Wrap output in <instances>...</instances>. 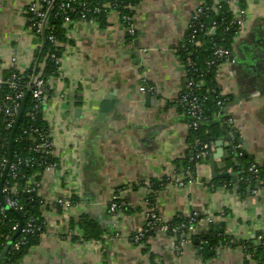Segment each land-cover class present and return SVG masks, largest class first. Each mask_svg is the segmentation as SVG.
I'll list each match as a JSON object with an SVG mask.
<instances>
[{"label":"crops","instance_id":"1","mask_svg":"<svg viewBox=\"0 0 264 264\" xmlns=\"http://www.w3.org/2000/svg\"><path fill=\"white\" fill-rule=\"evenodd\" d=\"M29 3L0 0V78L11 69L32 68L42 49L43 41L29 26ZM203 4L143 0L134 10V35L113 12L103 21L76 19L65 25L60 68L43 108L58 166L40 182L43 233L20 264H261L239 244L264 236V184L240 194L241 172L230 164L238 165L241 151L264 172V0L229 5L243 25L231 59L218 69L226 103L213 123L226 118L230 130L215 140L229 136L231 141L223 148L212 141L194 180L183 187L177 183L189 178L177 166L189 150L188 124L178 103L188 79L177 50ZM108 96L114 105L102 119ZM213 169L230 180L215 178ZM164 179L168 183L156 194V212L164 222L196 216V228L182 240L157 231L136 242L152 193L149 182ZM114 196L124 204L116 212L110 210ZM63 200L71 205H62ZM81 218L100 229L99 239L85 238ZM212 222L220 223L224 237L236 245L225 239L212 248L199 237L209 248L199 254L201 246L190 236H203Z\"/></svg>","mask_w":264,"mask_h":264},{"label":"trees","instance_id":"2","mask_svg":"<svg viewBox=\"0 0 264 264\" xmlns=\"http://www.w3.org/2000/svg\"><path fill=\"white\" fill-rule=\"evenodd\" d=\"M63 1H55L49 13V21L45 27L44 34L38 36L45 44L43 49L40 48L38 50L34 66L25 72L17 69L8 70L3 75L4 84L0 87V103L2 104L6 101L7 96L13 97L16 92H23L24 99L28 95V100L14 136L11 165L1 191L0 256L6 247L9 246L2 264H20L29 250L39 243L43 233V229L38 230L39 225L44 223L41 213L43 201L38 193L42 179L35 177L33 180L32 178L36 172L44 173L46 168L51 165L58 166V162L53 154H46L45 150L41 148L43 144L42 137L50 132L43 118L44 104H40L35 118L29 116L35 106L32 95L33 84L31 82L34 76L43 78L47 86L45 95L48 96L50 94L49 83L58 74L60 59L63 54L62 44L66 40L65 20L60 10V4ZM105 1L117 4L116 10L119 12L123 24L128 28V23L124 20V16L132 17L135 15V11L132 8H128V6L131 5L136 8L143 0H78V6L81 7L80 4L83 2L94 5L95 3H103ZM213 5L214 0H204L203 6L205 10L199 17V22L204 26V29L202 31L198 29L199 27H196L197 29H188L182 45L177 50V54L186 68L188 79L186 89L179 96L178 103L186 117L189 129V150L185 158L177 161V166L178 169H182L183 171L190 170L192 175L195 173L196 168L195 163L191 162V158L200 150V147L194 146V143L200 141L209 144V140L222 136L224 130L227 132L230 130L226 118H221V121L218 120L213 123V116L218 114V112L222 114L224 108V106H218V102L223 101L224 104L226 103V99L220 95L217 84L218 69L223 63L231 59V55L228 58H219L215 55V52L217 48L222 47L229 50L232 54L238 30L233 22L234 15L228 3L224 2L221 4L218 12L212 10ZM44 9H47L46 6ZM107 15L108 12L99 15H89L88 20L103 21ZM27 17L29 26L35 31L33 23L36 22V18L30 13H27ZM71 18L76 20L79 19V16L71 14ZM213 26L216 27L215 34H208V31ZM193 35H195V39L192 38ZM51 37H54L56 42H52ZM197 42L200 43L199 46L196 45ZM56 43L58 44L56 45ZM189 59L193 62L192 67L188 66ZM12 84H15L17 89L12 88ZM182 95H188L190 99L197 98L201 105L202 115L205 117V120L200 122L198 128L191 126L194 119L188 114L190 108L188 102H181ZM24 99L19 102L21 106ZM14 104V100L7 103L9 106H13ZM9 124L10 119L5 116L4 112H0V185L9 156V144L13 130V128H9ZM221 126H224V128ZM31 129H37L39 132L34 133L30 131ZM240 154L242 155L240 156ZM14 165L17 169L13 172L12 167ZM230 165L235 170L241 172V177L237 182L240 194L246 195L249 191L260 186L261 183L264 184V172H260L259 174L251 172L250 169L254 165L253 160L244 152L240 151L239 153L238 165L234 163ZM32 182L35 183L32 184ZM167 183L166 179L149 182V189L152 191L148 199L149 208L154 207L156 194ZM14 184H17V191L15 193L8 194L3 192L5 188L12 187ZM229 185L230 183L227 184V186ZM9 197L17 201L23 207V211L15 210L14 208L7 209L6 201ZM117 202L121 203V200L119 199ZM32 219L35 220L33 230L28 233L24 232L29 221ZM197 222L198 218L196 216L190 218L177 216L172 221L166 222V225L169 226V233L177 235L182 240L184 237L185 239L188 238L190 227L196 228ZM78 223L83 228L86 239H99L101 237L100 229L91 221L81 218ZM15 227H17V230H14ZM221 227L220 223L212 222L203 236H190V239L194 241L196 238L203 237L212 248L225 244L223 243L225 239L227 240V244L236 245V243L231 241V238L224 237ZM174 228H177L179 231L173 233L172 230ZM156 232L157 230L150 229L141 241H144ZM17 245H19L18 249L16 248ZM239 245H243L247 253L252 254L257 261L264 264V236L257 243L252 244L248 242Z\"/></svg>","mask_w":264,"mask_h":264},{"label":"built area","instance_id":"3","mask_svg":"<svg viewBox=\"0 0 264 264\" xmlns=\"http://www.w3.org/2000/svg\"><path fill=\"white\" fill-rule=\"evenodd\" d=\"M55 1L57 0H30L28 11L27 13L32 14L34 18H36V22L33 23V27L35 28L34 33L37 36H42L45 31V27L49 21V13L52 10ZM224 2H227L230 6H235L239 3V0H214V5L212 7V10L215 12H218V10L221 8V4ZM79 2L78 0H64L60 4V10L62 14L64 15L65 25L71 24L74 20L71 18V14H76L79 16V20H88L89 15H99L101 13H116L119 15V12L116 10L117 4H114L110 1H105L103 3H95L90 4L88 2H83L80 4L81 7L78 6ZM46 6L47 9H44ZM128 8H132L135 10L134 7L131 5L128 6ZM208 9V8H206ZM204 6L201 5L194 14L192 20L190 21L188 25V29H195L196 27H199L198 29L202 31L204 29V26L199 22V17L204 13ZM243 14V12H241ZM124 20L128 23V33L130 35L135 34L134 29V16L128 17L124 16ZM33 21V20H32ZM237 30H241L242 28V20L240 18H234L233 20ZM197 29V28H196ZM216 27L213 26L209 31L208 34H215ZM193 39H195V35L192 36ZM52 42H56L54 37L50 38ZM58 43H56L57 45ZM196 45H200L199 42L196 43ZM215 55L219 58H228L231 55V52L229 50H226L222 47H219L216 49ZM54 58V56H53ZM188 66L192 67L193 62L189 59L188 60ZM33 89H32V95L35 102V106L33 111L29 114L32 118H35L40 104H44L45 97H46V91L47 86L43 78L34 76L32 78ZM4 84L3 78H0V87ZM12 88L17 89L15 84H12ZM142 91H145V88H142ZM24 99V93L23 92H16L14 96H7L6 101L2 104L0 103V112H4L5 116H7L10 119L9 128H13L14 124L16 123V119L19 114V110L21 108L20 101ZM14 100L15 104L13 106L7 105L8 102ZM181 102H188L189 105V111L188 114L194 119L193 125H191L193 128H198L200 122L202 120H205V117L202 115V108L199 104V101L197 98L190 99L188 95H182ZM218 106L222 107L224 106L223 101L218 102ZM220 112H218V115ZM30 131H33L34 133H38L39 130L37 129H31ZM43 144L41 145V148L45 150L46 154H53V142H52V136L51 132L46 133L45 136L42 137ZM194 146L200 147L199 152L191 158V162L195 163V168L199 165V163L207 158L210 148L209 144L196 141L194 143ZM242 154H240L241 156ZM20 162V161H19ZM7 163V162H6ZM57 168L56 165H51L46 168L44 173L36 172L34 174V177L32 178H43L44 174L48 171H54ZM16 166L14 165L12 167V171L14 172L16 170ZM251 172L254 174H259V169L257 166L253 165L250 169ZM188 174L187 182L184 179H177V183L179 186L183 187L186 183L192 182L194 180V176L192 175L190 170L186 171ZM15 178V176H14ZM35 182H32L34 184ZM37 184V183H36ZM150 187V186H149ZM33 190V189H32ZM17 191V184H14L12 187H7L3 190L4 193H15ZM117 200L119 198L117 196H114L113 201L110 206V210L112 212H116L117 210L122 209L124 206L123 203H118ZM62 205L70 206L71 202L69 200H63L60 202ZM6 208H14L15 210L23 211V207H21L17 201L11 199L10 197L7 198L6 201ZM35 220L32 219L29 221L27 228L24 230V232L28 233L31 230H33ZM44 228V223H41L38 227V230H42ZM157 230L164 233H169L170 229L169 226L166 225V222L163 221V219L158 215L155 208H147L145 212V224L144 227L138 232L136 236V242H140L142 238H144L145 234L149 230ZM14 230H17V227L14 228ZM190 231L194 232V227H190ZM179 230L177 228H174L172 230L173 233H177ZM16 248H19V245L16 246Z\"/></svg>","mask_w":264,"mask_h":264},{"label":"water","instance_id":"4","mask_svg":"<svg viewBox=\"0 0 264 264\" xmlns=\"http://www.w3.org/2000/svg\"><path fill=\"white\" fill-rule=\"evenodd\" d=\"M44 44H45V42L43 41V43H42V49L44 48ZM27 100H28V95L25 97V99L23 101V104H22V106H21V108L19 110V114H18L16 123H15V125L13 127L12 132H11V139H10V144H9V147H10L9 156H8V160H7V163H6V167H5L3 176H2V182H1V185H0V198H1V191H2L3 182H4V180H5L6 176H7L8 170H9L10 165H11L12 148H13L14 136H15L16 130L18 128V124H19L20 118H21V116L23 114V111H24V108H25V105H26ZM113 105L114 104H113L112 96H108L106 98V101L104 102V104L102 106L100 118H102V119L105 118L106 115L113 108ZM212 141L216 142V146L217 147L223 148L224 142H230L231 139H230L229 136H227L223 140H220V141H216L215 139L214 140H209L208 143H209L210 150H211V143H212ZM219 153H220L219 155L222 154V152H220V151H219ZM225 156L228 157V153H225ZM213 159H214V157H213V155H211L212 167H214ZM213 175L215 176V178H222V179L230 180V176L228 174L217 175L215 169H213ZM195 243L201 246L200 249H199V254H203L204 252L208 251L209 248H208V244L207 243L201 244L198 239L195 240ZM8 249H9V246H7L6 249L3 251V253L1 254V256H0V264H2V262L4 261ZM206 254H207V252H206Z\"/></svg>","mask_w":264,"mask_h":264},{"label":"rangeland","instance_id":"5","mask_svg":"<svg viewBox=\"0 0 264 264\" xmlns=\"http://www.w3.org/2000/svg\"><path fill=\"white\" fill-rule=\"evenodd\" d=\"M136 8H137V7H136ZM136 8H135V9H136Z\"/></svg>","mask_w":264,"mask_h":264}]
</instances>
